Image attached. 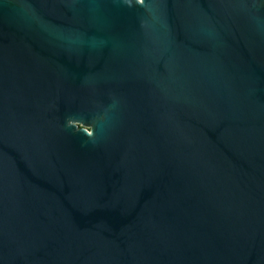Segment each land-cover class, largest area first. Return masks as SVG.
<instances>
[{"label":"water","instance_id":"95a60500","mask_svg":"<svg viewBox=\"0 0 264 264\" xmlns=\"http://www.w3.org/2000/svg\"><path fill=\"white\" fill-rule=\"evenodd\" d=\"M0 264H264V0H0Z\"/></svg>","mask_w":264,"mask_h":264}]
</instances>
